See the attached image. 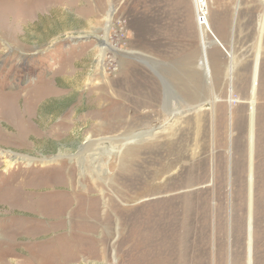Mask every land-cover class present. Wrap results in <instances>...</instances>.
Listing matches in <instances>:
<instances>
[{"label": "rangeland", "instance_id": "374dc122", "mask_svg": "<svg viewBox=\"0 0 264 264\" xmlns=\"http://www.w3.org/2000/svg\"><path fill=\"white\" fill-rule=\"evenodd\" d=\"M206 2L212 82L194 0H0V264H177L134 228L185 167L143 172L184 140L200 214L184 264H264V0Z\"/></svg>", "mask_w": 264, "mask_h": 264}, {"label": "bare ground", "instance_id": "6f19581e", "mask_svg": "<svg viewBox=\"0 0 264 264\" xmlns=\"http://www.w3.org/2000/svg\"><path fill=\"white\" fill-rule=\"evenodd\" d=\"M194 2H195V7H196V14H197V18H198V23H199V18L202 20V22L199 23L202 58H201V60H199L200 62L198 64V66L202 71L205 72L206 78L208 79V81L212 82L213 79H212L211 70L209 67L208 52H209V49L212 45H220L221 46L222 44L218 38H214L215 40H213L212 42L207 41L206 36H207V34L212 33V29L209 26V23L207 21V14L208 13H206V10H207L206 0H194ZM257 7H258V5H257ZM221 13H223V12H221ZM225 14H226V12H225ZM222 15H224V14H222ZM218 16H221V14ZM111 17L112 16L109 14L107 17V20L110 21ZM217 19H219V22L221 23V18H217ZM222 19H223V17H222ZM222 23H223V21H222ZM108 25L109 24H107V27L105 29L106 35L108 32ZM241 31H243V30H241ZM225 33H226V31H225ZM102 42L104 44L103 46L109 47L110 44L108 43V40L106 38ZM260 43H262V42H260ZM155 129H157V128H155ZM152 132H154V131H152ZM196 132H198L197 133L198 137L195 138L196 143L193 142L194 148L196 151L195 156H197L196 154H198V152H199V141H198L199 131H196ZM135 136L136 137L139 136V137L143 138L146 136V133L145 132L136 133ZM189 142L190 141H188V140L187 141L186 140L181 141L179 144L180 148H179L178 144L172 145V143H169L168 156H167L166 163H164L163 166H159L157 169L156 168L153 169V171H151L152 169L150 170L148 168V170L143 172L142 176H151L153 178L152 181L154 182V181L158 180L159 178H161L162 176L167 177V174L173 168L177 169L180 167L181 168L185 167L184 170H182V169L178 170V172L175 174L176 177L174 176L175 178L174 177H172V178L167 177V179L169 180L168 182L171 184H169L163 188H158V190H152V191L148 192L149 195L157 196V195H161L164 191H167V192L172 191L171 193H173V195H166L165 197L159 196V198H158L159 200L155 204V205H157V207L155 209L151 210V212L148 215L145 214L143 221H141L142 225L139 224V226L137 225L136 228H134L140 233L139 238L141 240L144 239L146 241V243L148 244V247H150L148 250H150L151 252L157 251V253L159 252V254H162L164 251H168L171 249L176 250V248H177L178 252L180 251V253H177L178 255H176V260H177L176 263L177 264H179V263L184 264V262H186V260L189 259L188 250L189 251H191V250L195 251L198 247V244H199L197 242L199 240V215H200L199 214V187H198V185H199L198 184V182H199V160L198 161L195 160L193 163L191 161V163L188 165V160H187V155H189L188 150H189V147H190V149H192L191 148L192 145H190ZM154 143H156V142H154ZM152 145H150V147ZM1 155L2 154L0 153V156ZM28 161L32 162L31 159H29ZM125 164H127V163H125ZM181 165H183V166H181ZM82 170L85 174L86 173V166H83ZM129 172H130V170H128V171L123 170V174H127L129 177V180H130V178H132V179L137 178L139 180V178L141 176V173H138L139 171L134 172V170L132 169V172H130V173ZM184 172H186L185 177L183 176ZM218 173H220V172H218ZM84 174H82V175H84ZM125 181H126V179H125ZM148 182L150 184L151 181L148 180ZM182 190H184L183 193H182ZM180 191H181V193H180ZM177 192H179V193H177ZM140 197L143 198L144 196H140ZM156 199L157 198H154L153 200H156ZM187 199H190V201H189L190 204L187 203L188 201L186 202ZM171 204H174V205L172 206ZM153 205L150 207H153ZM207 223H209V222H207ZM252 241H253L252 228H250L249 243H248L249 260L252 259Z\"/></svg>", "mask_w": 264, "mask_h": 264}, {"label": "built area", "instance_id": "2783aa9c", "mask_svg": "<svg viewBox=\"0 0 264 264\" xmlns=\"http://www.w3.org/2000/svg\"><path fill=\"white\" fill-rule=\"evenodd\" d=\"M201 21H202V20L199 18V23H201Z\"/></svg>", "mask_w": 264, "mask_h": 264}]
</instances>
